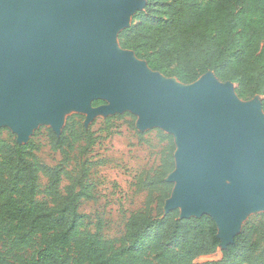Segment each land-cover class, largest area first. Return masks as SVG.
Returning a JSON list of instances; mask_svg holds the SVG:
<instances>
[{
  "label": "water",
  "instance_id": "95a60500",
  "mask_svg": "<svg viewBox=\"0 0 264 264\" xmlns=\"http://www.w3.org/2000/svg\"><path fill=\"white\" fill-rule=\"evenodd\" d=\"M147 0H0V129L25 145L39 123L58 128L62 104L91 115L130 111L140 131L175 137V189L165 214L210 215L220 249L249 210L264 207V111L209 72L185 85L123 49L120 32ZM107 101L95 111L91 101ZM215 209L216 215L209 212Z\"/></svg>",
  "mask_w": 264,
  "mask_h": 264
},
{
  "label": "trees",
  "instance_id": "16d2710c",
  "mask_svg": "<svg viewBox=\"0 0 264 264\" xmlns=\"http://www.w3.org/2000/svg\"><path fill=\"white\" fill-rule=\"evenodd\" d=\"M119 43L151 70L185 85L212 72L235 84L242 100L259 96L264 111V0H147ZM76 117L68 118L61 136L47 132L63 155L56 167L39 160L34 140L8 142L0 129V264H264L263 218L258 230L246 226L221 250L210 215L181 219L179 210L164 213L173 188L165 177L175 167L171 136L162 176L139 182L159 193L155 205L132 214L117 241L105 239L100 228L90 231L79 212L82 201L94 198L86 171L62 191L65 165L83 138L73 125ZM81 129L88 151L94 134Z\"/></svg>",
  "mask_w": 264,
  "mask_h": 264
},
{
  "label": "rangeland",
  "instance_id": "374dc122",
  "mask_svg": "<svg viewBox=\"0 0 264 264\" xmlns=\"http://www.w3.org/2000/svg\"><path fill=\"white\" fill-rule=\"evenodd\" d=\"M100 101L103 103L96 104ZM61 104V125L56 128L51 123L39 122L24 143L28 144L34 140L39 146L36 154L42 163L50 167L61 165L63 155L52 148L47 132L51 129L61 136L68 118L77 116L73 125L83 138L75 144L71 159L65 165L67 173L63 177L62 191L65 193L69 186L77 183L84 169L88 176L86 182L92 186L94 198L82 201L79 212L87 217L90 231L96 232L100 228L105 239L117 241L125 234V226L132 214L155 205L159 193L150 188H141L139 182L162 176L167 167L165 161L170 148L167 136L173 138L175 145V167L165 177L166 182L173 184L167 200L171 198L176 185L169 180L177 168L175 137L160 127L140 131L137 127L140 117L130 111L91 115L75 106H68L63 102ZM90 104L91 110L95 111L108 106L109 103L94 99ZM81 128L94 134L95 143L88 151H84L86 134ZM1 129H4L2 137L5 140L18 141L17 133L9 125H2ZM41 185L44 190L47 185L46 177L41 178ZM263 215L264 207L249 210L240 222L239 233L241 234L246 226H254L258 230L260 221L262 218L264 220Z\"/></svg>",
  "mask_w": 264,
  "mask_h": 264
},
{
  "label": "bare ground",
  "instance_id": "6f19581e",
  "mask_svg": "<svg viewBox=\"0 0 264 264\" xmlns=\"http://www.w3.org/2000/svg\"><path fill=\"white\" fill-rule=\"evenodd\" d=\"M209 212H211V213L214 214V215L217 214L216 211H215V209H209Z\"/></svg>",
  "mask_w": 264,
  "mask_h": 264
}]
</instances>
